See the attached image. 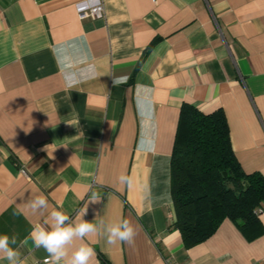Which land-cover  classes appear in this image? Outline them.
Listing matches in <instances>:
<instances>
[{"label": "crops", "instance_id": "crops-1", "mask_svg": "<svg viewBox=\"0 0 264 264\" xmlns=\"http://www.w3.org/2000/svg\"><path fill=\"white\" fill-rule=\"evenodd\" d=\"M81 1L0 0V234L28 238L43 194L71 218L88 205L91 264H264V205L258 236L224 219L186 248L169 177L183 102L221 108L243 171L264 176V0H102L98 18H80ZM121 219L135 241L108 245L101 221ZM19 252L48 258L30 239Z\"/></svg>", "mask_w": 264, "mask_h": 264}, {"label": "trees", "instance_id": "trees-1", "mask_svg": "<svg viewBox=\"0 0 264 264\" xmlns=\"http://www.w3.org/2000/svg\"><path fill=\"white\" fill-rule=\"evenodd\" d=\"M169 177L172 226L186 248L212 236L224 219L249 238L261 233L257 210L264 205V176L243 171L221 108L203 113L189 103L181 104Z\"/></svg>", "mask_w": 264, "mask_h": 264}, {"label": "clouds", "instance_id": "clouds-1", "mask_svg": "<svg viewBox=\"0 0 264 264\" xmlns=\"http://www.w3.org/2000/svg\"><path fill=\"white\" fill-rule=\"evenodd\" d=\"M88 71H93L91 66ZM80 82L81 77L77 72L65 73L67 88L72 89ZM125 82L126 77H113L112 80L114 87H119ZM118 179L123 184L129 186L132 184V178L124 174ZM100 200L98 193H93L90 199L94 203ZM30 207L34 213L38 212L44 217L42 222L33 225L29 237L21 241L19 246L15 235L0 234V259L6 260L8 264H23L19 247L27 244L30 239L36 248H43L48 254L45 264H91L95 250L86 241L88 237L97 234L98 228L96 224L83 218L87 213L88 205L75 218H71L59 208L48 212V199L41 194L30 200ZM101 225L108 245H115L117 242L134 243L137 229L128 219L108 223L101 221ZM77 241H79L78 246Z\"/></svg>", "mask_w": 264, "mask_h": 264}, {"label": "built area", "instance_id": "built-area-1", "mask_svg": "<svg viewBox=\"0 0 264 264\" xmlns=\"http://www.w3.org/2000/svg\"><path fill=\"white\" fill-rule=\"evenodd\" d=\"M77 14L80 18L91 17L98 18L103 17L104 15V6L102 0H89V1H81L76 3ZM21 172H24V169H21ZM261 209L257 210V213H260ZM43 259L40 264H45V260Z\"/></svg>", "mask_w": 264, "mask_h": 264}]
</instances>
